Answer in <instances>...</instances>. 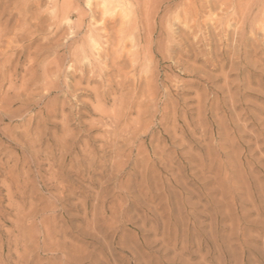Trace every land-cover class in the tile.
<instances>
[{"label": "clouds", "instance_id": "obj_1", "mask_svg": "<svg viewBox=\"0 0 264 264\" xmlns=\"http://www.w3.org/2000/svg\"><path fill=\"white\" fill-rule=\"evenodd\" d=\"M0 264H264V0H0Z\"/></svg>", "mask_w": 264, "mask_h": 264}, {"label": "rangeland", "instance_id": "obj_2", "mask_svg": "<svg viewBox=\"0 0 264 264\" xmlns=\"http://www.w3.org/2000/svg\"><path fill=\"white\" fill-rule=\"evenodd\" d=\"M77 209L73 208L71 205V202H69L68 207H67V213H66V220H67V224L73 229V230H77L79 224H80V218L77 215ZM136 209L133 208L132 212H135ZM131 214V212H130ZM133 219H135V216L133 215ZM138 223L132 224L129 226V231L126 234H123L120 237H117V243L118 244H124V245H129L135 242L136 240V235L135 234H139V238L141 240L145 239V238H150V234H148L147 237H145V233L138 227ZM253 244L258 245L259 242L258 241H254L252 242ZM256 248H253L250 246L249 251L250 252H256Z\"/></svg>", "mask_w": 264, "mask_h": 264}]
</instances>
